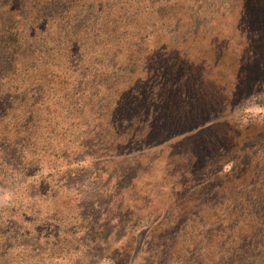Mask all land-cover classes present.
Listing matches in <instances>:
<instances>
[{
    "label": "rangeland",
    "instance_id": "obj_1",
    "mask_svg": "<svg viewBox=\"0 0 264 264\" xmlns=\"http://www.w3.org/2000/svg\"><path fill=\"white\" fill-rule=\"evenodd\" d=\"M112 3L121 18L108 15L100 26L114 42V53L106 51L114 59L103 63L114 69L101 71V84L93 88L90 71L82 72L87 85L76 83L55 61L52 71L58 78L47 82L41 98L52 105L48 111L41 108L39 116L55 123L25 133L39 151L29 155L40 170L28 177L12 170L0 174V264H152L163 259L179 264L182 255L189 260L181 264H264V246L254 249L264 244V235L245 230L232 236L221 221L216 229L211 207L219 206L218 190L227 192L223 198L234 194L238 200L254 189L264 195V0H81L78 11L90 22L76 19L74 37L80 43L93 42L81 32L96 31L92 16L103 17L101 10ZM68 7L49 15L62 25ZM33 40V48H49L45 38ZM25 81L21 77L1 89L4 95L9 91L14 109ZM191 95L194 100L186 105ZM81 101L112 110L111 128L93 136L89 131H95L97 121L86 123L80 116L90 107L69 113ZM203 105H208L206 113L196 114ZM17 111L0 130L6 137L3 172L12 153L8 144L21 150L16 130H21L22 114ZM251 159L255 176L240 183ZM94 182L103 195H92L86 205ZM233 184L238 187L231 190ZM179 203L185 205L180 209ZM89 205L105 225L98 240L85 243L84 252L76 244L34 240L41 222L56 220L70 225L74 236L86 212H92ZM96 215L88 220L89 228ZM196 222L212 224L204 225L205 239L184 249L186 240L196 238L191 234ZM143 228L146 233L139 237ZM146 235L155 239L148 242ZM165 241L175 245L169 257Z\"/></svg>",
    "mask_w": 264,
    "mask_h": 264
},
{
    "label": "trees",
    "instance_id": "obj_2",
    "mask_svg": "<svg viewBox=\"0 0 264 264\" xmlns=\"http://www.w3.org/2000/svg\"><path fill=\"white\" fill-rule=\"evenodd\" d=\"M0 2H3L0 7V130L4 132V122L6 125L8 124L10 118H12V114L14 115L15 113V109L18 110L17 112L22 114V116L18 118L21 130L19 128L16 130V132L20 134L19 140L21 142V150L17 152L13 145L8 144L11 146L12 153H7L10 159L6 161V164L10 166L11 169L7 166L4 169L5 172L0 170V174L4 175L7 170H12L27 174L28 177L29 175H36L35 172L40 170L36 167V160L33 156L29 155V153L31 151H39L35 149L25 133L28 132L31 127L35 128V130H40L49 124H53V122L55 123L54 120H50L48 117L44 120H41L39 117L40 114H42L41 108H45V110L48 111V107L52 105L48 104L46 101H42L41 98L43 97V93L47 90L45 88L47 82H49L51 79L58 78V74H55L52 71V68H54L53 66L56 64L54 62H62L61 65H57V68L62 70L61 73H67L70 70L71 80H74L76 83H85L87 85V81L85 80V76L82 72L90 71L89 76L92 78L90 80V84L92 82L91 86L93 88L99 86L101 84V71H109L114 69V65L111 66L103 63L108 58L109 60L114 59L115 56H112V53L106 52L108 50L113 52L114 42H108V32L107 30H104L105 27H101L100 25L103 23V21H105V17L108 15L118 17L116 16L114 10L116 3L105 6V10L100 9L101 12H103V17L92 16L94 25H96L97 28V32L95 30L90 31V33L82 31L81 34H85L90 41H93L84 45L80 43L79 38L74 37L75 30L77 28V25L75 24L77 18L84 17L85 23L86 19L90 22V17L86 15L84 11H78L81 0H0ZM120 3L124 5L122 2ZM68 5L69 7L65 10L67 21H64L63 24L60 25L57 21V17H53L49 14L54 10L57 11V8L59 7ZM34 11H36V13L40 12V14L38 17H34L35 20L32 21L31 19L33 15L36 14ZM25 16H27L26 21L24 19ZM98 24L99 26L97 27ZM38 37H43L49 42L47 43L49 46L47 50L32 47L31 41H34L33 39H37ZM40 54H42V58L39 57ZM126 60L129 61V58L126 57ZM71 62H73V69H69L68 67L69 63ZM130 68H132L131 62L129 69ZM21 77L22 80L26 78L24 85L28 86L21 90L22 96L17 98L18 103L16 105H18L20 109L17 106H14V109L12 107L13 103L10 99L11 96L9 95V91L6 95H4V93H1V89L3 87L8 88V86L10 88L11 85ZM45 80L46 83H44ZM60 83L61 79L57 81V84ZM106 86H109L108 82L106 83ZM30 91L32 92L31 95ZM92 95L96 97L94 93ZM62 96L66 98L64 94H62ZM188 99L191 101L188 103L185 102L186 105H190L192 103L194 100V95L188 96ZM81 103L82 104L80 105L79 109H72L69 113L76 114L79 110L87 106L90 107L89 111L81 113L80 116L86 123L87 121L88 123L90 121H97L93 122L95 131L93 132L92 129L89 131L93 136L97 135L100 129L105 130L111 128V121L113 118L112 110H106L105 112L102 108H100V110H96L95 106L97 101H94L95 104L92 101H81ZM194 106L195 105L193 104V107ZM203 106L205 108L202 107L201 109H197L196 114L201 115L202 113H206L205 110L208 105ZM202 110H204V112L200 113ZM56 116L57 115L55 114V117ZM5 117L6 119H4ZM107 118L110 119L107 120ZM88 130H90V127ZM47 138L49 140L52 139L49 137ZM5 142L6 137L3 135V133H1L0 159L2 160L5 156V150L1 145ZM77 160L78 158H76V162H78ZM249 164L251 169L247 171L242 179H240V183L245 182L246 184L252 177L255 176L257 165L255 167L253 166L252 159L250 160ZM259 164H261V161ZM92 185L93 190L89 188L88 192L85 194V198H87L86 205L89 204L88 199L92 195L96 194L97 197H102L103 195L102 187L98 186L96 182H94ZM237 187L238 186L233 184L231 186V190ZM91 191L94 192L92 193ZM218 191L220 192L218 196L221 194V197L216 198V200L219 202V206H214L213 204L211 206L215 208L216 229H220L218 225L221 221V224H226L224 228L228 230L232 236L238 235L240 237L241 235L245 234V230L247 232L253 231L256 234L264 235V195L261 193V190L258 192H255V189L253 191H247L246 198L242 200H238L234 194L231 197L223 198L227 192H222L220 190ZM221 198L222 200H220ZM183 205L185 204L179 203L180 209L183 207ZM89 210H91L93 213L90 211L86 212V217L81 219L82 224L79 226L80 231L74 236L72 235L70 225H62L59 220H56L51 224L41 222V225L37 229L39 237L34 238V240H38V238L42 239V242L45 245L49 244V246L52 245V241L54 240L57 244L65 242V245L67 246L70 244H76L81 248L79 253L84 252L85 243L88 245V243L92 241L94 237H97L98 240V237L102 234L101 229L104 230L105 225L104 224L102 226L101 224L105 219L99 218L98 215H96L97 212H95V210L92 209L90 205ZM204 211L205 210L202 212ZM93 214H95L98 219L97 221L93 222L89 228L90 221L88 220L93 217ZM196 215L198 216V214ZM180 216H183V214L178 215V217ZM187 219L189 220V218ZM191 222L192 223L190 224L194 225V221L191 220ZM73 223L76 224V222ZM84 224L86 227L83 226ZM211 224L212 222L203 224L196 222V227L191 233L192 235L194 234L193 237L196 238L186 240L187 244L189 245L184 247V249H190L195 244H198L199 239H205L206 235L202 233L205 232L203 229L204 225H209L211 227ZM152 226L153 224H150L148 228ZM145 230L146 229L144 228L142 229V231L139 233V237L142 235L144 236V233H146ZM148 230L149 229H147V231ZM197 230L200 232L195 233ZM172 232H174L173 229ZM176 234V232L172 233V236H176ZM147 237H150V235ZM154 239L155 237L151 235L148 242H151ZM165 242L167 243L162 248L164 252L169 253L167 256L169 257L172 252L170 250L175 245L169 243L168 241ZM263 246L264 244L254 246V249ZM175 249L179 251L182 250V245L176 244ZM187 251L189 250L183 252ZM64 253L67 252L64 251ZM168 260L169 259H163L162 261L154 260L151 262L152 264H156V262L161 261L159 264H170ZM178 260H180L179 264H181V260L185 261L189 259H184V256L182 255Z\"/></svg>",
    "mask_w": 264,
    "mask_h": 264
}]
</instances>
